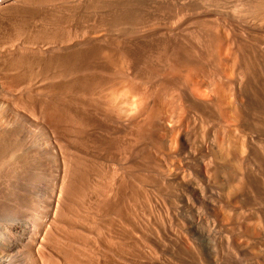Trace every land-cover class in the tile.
Masks as SVG:
<instances>
[{"label": "rangeland", "instance_id": "374dc122", "mask_svg": "<svg viewBox=\"0 0 264 264\" xmlns=\"http://www.w3.org/2000/svg\"><path fill=\"white\" fill-rule=\"evenodd\" d=\"M57 1L12 13L0 179L58 144L77 264H264V0Z\"/></svg>", "mask_w": 264, "mask_h": 264}, {"label": "bare ground", "instance_id": "6f19581e", "mask_svg": "<svg viewBox=\"0 0 264 264\" xmlns=\"http://www.w3.org/2000/svg\"><path fill=\"white\" fill-rule=\"evenodd\" d=\"M74 1H76V0H74ZM12 2H16V4L13 7V9L10 10L9 4L12 3ZM19 2L20 3H33V2L43 3V0H0V12L1 11L6 12L5 16L0 18V88L2 90H4L3 89V87H4L3 85H4L5 82L10 84V82L12 83V81L14 80V81H16L15 83H17L18 79H21L19 84L24 85L26 83V78L24 76V72H21L18 69L19 67L22 66L23 63L17 56H15V51H17V49L20 46H19V44H16L13 47L11 46V44L15 42V37H14L13 32L11 31V28H12V30H16L17 29V27H13V25H17V23L14 20V18L12 17V13L15 12L16 10L20 9L19 6H18ZM77 2L78 1H76V3ZM5 3L7 5H5ZM24 12L25 11L23 10L22 13L26 14ZM19 14H21V13H19ZM50 39H52V38H50ZM52 40H54V39H52ZM47 41H49V40H47ZM57 43H59V42H57ZM47 44H50V43L47 42ZM53 44L54 43H52V45ZM84 44H86V42ZM43 45H45V44H43ZM62 47H64V46H62ZM52 48L53 47L51 46V50H52ZM54 49L55 48H53V50ZM48 50H50V48H48ZM66 55L68 56V54H66ZM64 56H62V57H64ZM82 56H83V54H82ZM57 58L56 59H55V57L53 58L54 62L51 60L52 66H53V63L57 64V63H55ZM67 58H71V57L68 56ZM72 58L74 59V56ZM58 59H59V62H60V58H58ZM77 59H79V58H77ZM47 60H50V59L48 58ZM63 61H66V58ZM71 61L70 62L67 61V62L72 64L73 61H72V63H71ZM75 61H78V60H75ZM43 62H46V60L43 59ZM64 63H66V62H64ZM44 65H45V63H43V67H44ZM62 65H64V64H62ZM49 66L51 68V65L49 64L48 65V69H49ZM46 67H47V64H46ZM43 69H47V68H43ZM74 72H76V71H74ZM74 72H73V74H74ZM58 73L60 74L61 72L59 71ZM14 74H16V76L18 78L17 80H15L16 78L13 79L14 78ZM70 74H72V73H70ZM53 76H54V74H53ZM74 79H76V78H74ZM88 82H89V80H88ZM8 84H5V86L8 85ZM17 85L16 84H14V86L12 85L13 86L12 87L13 90H14V87L17 86ZM10 86L8 85V87H10ZM27 86H28V84H27ZM17 87H18V89H20L19 87H21V86H17ZM17 87L15 88V90H17ZM4 88H6V87H4ZM5 93L8 94L7 92H5ZM15 93H16V91H15ZM2 94H4V93H2ZM14 97H16V96H14ZM12 98H13V95H12ZM7 99H9V98H7ZM20 100H21V98H20ZM14 102H12V103L14 105L19 106L20 108H22V110H24V109L26 111L28 110L25 106H23L24 105L23 103H22L23 105L20 106L21 104H19L17 101L14 100ZM23 102L25 103V101H23ZM35 115L36 114H34V116ZM70 118H72V117H70ZM55 143H56V141H55ZM53 148L57 149V152L58 151L60 152V149L58 148V144H55V146L52 145V148L50 150L51 152L53 151ZM50 151H46L44 153L40 163L37 162V161L36 162H34V161L30 162V166H32V168H34V169L30 168L31 170L27 171L29 173L28 175L31 176L30 178H28V177L26 178L25 176H22L20 174L21 176L17 175L18 178H7L6 180H1L0 179V210L2 209L1 210L2 212H0V264H60V262H59L60 259L57 258V255L61 256V253L59 254V252L62 251V250H60L59 242H60V238L62 236H64V235H62L64 232H62L61 228H63V225L65 224L64 222H66V221L63 220V218H64L63 216H65V215L62 216V212L60 213L58 199H57V197L55 195H56V193H58L57 191H60L59 188L61 187V183H62V179H63L62 178V166L59 163H57V160L56 161L52 160L51 154H49ZM59 155L61 157L63 156L61 154H59ZM3 156L4 157H2V155L0 154V165L6 163V161L9 162V163H10V161L11 162L15 161L18 164L23 162L22 165L19 164L20 168H26V167L29 166V164L27 165V163H25V159L23 160V157H22L23 154L21 155V152H17L16 153L15 151H12V149H11V151H10V153H9V155L7 157H5V155H3ZM55 158H56V156H54V159ZM74 162H75V160H74ZM7 164H6V166H7ZM75 165H77V164H75ZM66 167H68V166H66ZM26 170H29V169L26 168ZM35 171H38V173H40L41 175H42V173L45 174L46 180L43 181V183L41 182V180L38 179V177H37L38 174L35 173ZM22 174H23V171H22ZM51 176H52V178H54V181H52V182L49 181V180H51ZM29 183H33V189L32 190L29 189ZM75 186H77V185H75ZM111 191H112V189H111ZM70 192H72V191H70ZM12 195H14V196H12ZM92 197H94V196H92ZM103 197H105V196H103ZM104 199H106V198H104ZM77 203H79V202H77ZM91 203H92V201H91ZM73 211H75V210H73ZM77 211H79V210H77ZM90 215H91V213H90ZM70 221L71 220H69V222ZM65 225L68 226V224H65ZM83 226L86 227V225H83ZM70 227H72V226H70ZM75 229L77 231L78 228H74L73 229L74 233H75ZM73 230H68L69 232L65 233V235H67V236H64V238L62 239L64 245H66V247H68V249H67L68 252L67 251L63 252L64 256L62 254V256H63L62 258L64 259V263L65 262H67V263L69 262L70 264H74V263L77 264L78 261H76L74 258H76V259L79 258L80 254L77 251L78 247H76V245H75L76 243H74V244L72 243V240H75L73 238L71 239ZM63 231H65V230H63ZM60 235H62V236H60ZM74 242H76V241H74ZM61 245H63V244H61ZM73 248H75V250ZM83 249H85V248H83ZM64 250H66V249H64ZM87 251H90V250H87Z\"/></svg>", "mask_w": 264, "mask_h": 264}]
</instances>
